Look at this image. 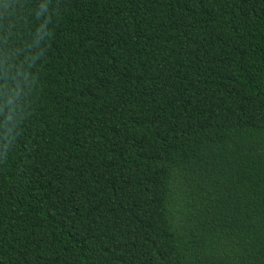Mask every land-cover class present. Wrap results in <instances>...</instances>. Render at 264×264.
<instances>
[{"label": "trees", "instance_id": "1", "mask_svg": "<svg viewBox=\"0 0 264 264\" xmlns=\"http://www.w3.org/2000/svg\"><path fill=\"white\" fill-rule=\"evenodd\" d=\"M0 264H264V0H0Z\"/></svg>", "mask_w": 264, "mask_h": 264}, {"label": "clouds", "instance_id": "2", "mask_svg": "<svg viewBox=\"0 0 264 264\" xmlns=\"http://www.w3.org/2000/svg\"><path fill=\"white\" fill-rule=\"evenodd\" d=\"M9 13H10V14H14V12H13L11 9L9 10Z\"/></svg>", "mask_w": 264, "mask_h": 264}]
</instances>
